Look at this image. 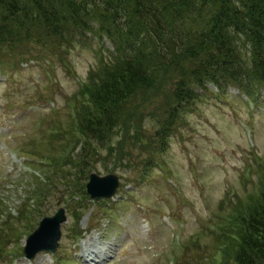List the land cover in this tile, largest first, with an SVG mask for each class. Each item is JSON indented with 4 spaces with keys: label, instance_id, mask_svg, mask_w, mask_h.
<instances>
[{
    "label": "rangeland",
    "instance_id": "obj_1",
    "mask_svg": "<svg viewBox=\"0 0 264 264\" xmlns=\"http://www.w3.org/2000/svg\"><path fill=\"white\" fill-rule=\"evenodd\" d=\"M94 48L88 35L73 48L30 39L0 51V261L54 264L47 252L31 260L8 254L23 253L40 220L65 206L68 218L57 252L60 264H69L77 242L72 210L80 203L85 209L80 226H100L101 231L92 230V237H98H93L94 250L88 254L103 264H169L175 231L183 244L180 264H219L220 240L211 232L212 223L230 228L227 218L246 205L264 174V105H251L234 86L222 96L214 95L217 90L210 85L211 91L178 110L165 145H157L153 155L158 162L148 159L153 145H141L130 134L132 149L126 151L134 159L115 161L114 150L96 146L81 169L76 154L84 138L74 131L69 111L74 97L79 103L86 98L80 88L100 64ZM260 93L258 101L264 103V91ZM162 100L156 98L157 114L140 119L144 139H156L155 126L167 115V109L160 108ZM47 129H55V135ZM119 138L114 134L113 144ZM16 149L33 158L30 169L13 158ZM163 166L179 183L181 194L169 185ZM111 171L121 181L118 195L109 203L91 201L86 207L80 195L86 192L89 175ZM171 262L176 264V259Z\"/></svg>",
    "mask_w": 264,
    "mask_h": 264
},
{
    "label": "trees",
    "instance_id": "obj_2",
    "mask_svg": "<svg viewBox=\"0 0 264 264\" xmlns=\"http://www.w3.org/2000/svg\"><path fill=\"white\" fill-rule=\"evenodd\" d=\"M96 32L114 50L90 74L77 110L81 169L91 149H111L124 129L121 148L130 124L141 126L158 109L156 98L167 109L156 130L163 147L196 89H264V0H0L1 52L30 39L54 45ZM245 204L231 217V237L219 241V264H264V176Z\"/></svg>",
    "mask_w": 264,
    "mask_h": 264
},
{
    "label": "water",
    "instance_id": "obj_3",
    "mask_svg": "<svg viewBox=\"0 0 264 264\" xmlns=\"http://www.w3.org/2000/svg\"><path fill=\"white\" fill-rule=\"evenodd\" d=\"M119 186L118 177L109 175L100 177L92 174L87 185L93 199L112 197ZM66 220L65 210L61 209L55 216L45 218L40 227L27 240L26 253L34 257L41 250L55 251L61 236V224Z\"/></svg>",
    "mask_w": 264,
    "mask_h": 264
},
{
    "label": "bare ground",
    "instance_id": "obj_4",
    "mask_svg": "<svg viewBox=\"0 0 264 264\" xmlns=\"http://www.w3.org/2000/svg\"><path fill=\"white\" fill-rule=\"evenodd\" d=\"M95 239H96V238H95ZM90 250H94V249H89V250H87V254H88V252H89ZM88 256H89V254H88Z\"/></svg>",
    "mask_w": 264,
    "mask_h": 264
}]
</instances>
